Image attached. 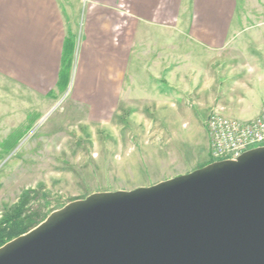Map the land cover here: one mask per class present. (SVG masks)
<instances>
[{
    "label": "crops",
    "instance_id": "obj_1",
    "mask_svg": "<svg viewBox=\"0 0 264 264\" xmlns=\"http://www.w3.org/2000/svg\"><path fill=\"white\" fill-rule=\"evenodd\" d=\"M239 1L79 0L75 30L65 0H0V73L55 96L62 92L57 84L66 36L74 34L67 97L102 122L122 101L140 100L139 79L129 76L133 61L141 82L156 70V111L168 117L167 128L206 141L207 159L176 174L188 173L208 162L205 118L211 108L222 106L226 115L249 120L264 107V0ZM210 50L215 65L207 62ZM155 57L156 63L143 62ZM177 94L190 100L191 109L182 115Z\"/></svg>",
    "mask_w": 264,
    "mask_h": 264
},
{
    "label": "water",
    "instance_id": "obj_2",
    "mask_svg": "<svg viewBox=\"0 0 264 264\" xmlns=\"http://www.w3.org/2000/svg\"><path fill=\"white\" fill-rule=\"evenodd\" d=\"M0 264H264V145L70 201L0 246Z\"/></svg>",
    "mask_w": 264,
    "mask_h": 264
},
{
    "label": "rangeland",
    "instance_id": "obj_3",
    "mask_svg": "<svg viewBox=\"0 0 264 264\" xmlns=\"http://www.w3.org/2000/svg\"><path fill=\"white\" fill-rule=\"evenodd\" d=\"M65 2L71 4L65 10L76 30L79 0ZM207 58L215 65V51ZM132 63L130 81L139 79L140 100L122 101L112 118L102 122L88 118L67 97L70 83L48 98L0 73V219L25 201L23 216L30 214L41 223L70 201L94 192L150 186L207 159L203 135L167 128L168 117L156 111V70L148 71L150 81L141 82ZM73 72L74 65L71 78ZM173 99L177 115L191 109L189 98L177 94Z\"/></svg>",
    "mask_w": 264,
    "mask_h": 264
},
{
    "label": "built area",
    "instance_id": "obj_4",
    "mask_svg": "<svg viewBox=\"0 0 264 264\" xmlns=\"http://www.w3.org/2000/svg\"><path fill=\"white\" fill-rule=\"evenodd\" d=\"M210 157L237 159L244 151L264 145V107L252 119L228 116L222 106L211 108L205 118Z\"/></svg>",
    "mask_w": 264,
    "mask_h": 264
},
{
    "label": "trees",
    "instance_id": "obj_5",
    "mask_svg": "<svg viewBox=\"0 0 264 264\" xmlns=\"http://www.w3.org/2000/svg\"><path fill=\"white\" fill-rule=\"evenodd\" d=\"M75 48L76 38L74 34L66 36L64 50L61 60V68L59 72L58 89L64 91L67 89L71 75L73 71V65L75 60ZM54 95L53 92L50 93ZM215 160H210L206 164H209ZM205 164V165H206ZM25 201L21 205L16 206L11 212L6 213L0 219V246L13 238L22 235L32 228L37 226L40 222H36L33 216H23L25 214Z\"/></svg>",
    "mask_w": 264,
    "mask_h": 264
}]
</instances>
